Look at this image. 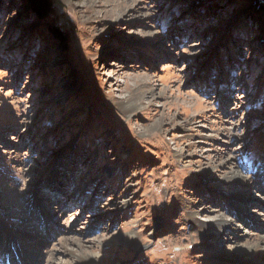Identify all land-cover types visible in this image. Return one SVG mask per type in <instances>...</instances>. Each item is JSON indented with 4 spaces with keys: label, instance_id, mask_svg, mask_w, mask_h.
Returning <instances> with one entry per match:
<instances>
[{
    "label": "rangeland",
    "instance_id": "rangeland-1",
    "mask_svg": "<svg viewBox=\"0 0 264 264\" xmlns=\"http://www.w3.org/2000/svg\"><path fill=\"white\" fill-rule=\"evenodd\" d=\"M20 229L35 264H264V0H0V264Z\"/></svg>",
    "mask_w": 264,
    "mask_h": 264
},
{
    "label": "bare ground",
    "instance_id": "bare-ground-1",
    "mask_svg": "<svg viewBox=\"0 0 264 264\" xmlns=\"http://www.w3.org/2000/svg\"><path fill=\"white\" fill-rule=\"evenodd\" d=\"M124 105H127V104H124ZM195 106H196V104H195ZM184 131H185V129H183V132ZM185 136L186 135L183 133L180 135L181 138H185ZM223 179L225 181L224 183H232L234 185H241V184H245L247 182V178L244 175H242L240 172H238L236 167H233V164H231V162L229 163V167H228L227 171L223 175ZM237 193H238V191H233V193L230 194V197L234 199V195H237ZM241 195H243V193H241ZM237 205H238L237 202L234 200L233 206L236 207ZM5 206L9 207V209H10L14 205H11V204L9 205V203H6L3 205V207H5ZM32 208L34 209L35 207H32ZM35 212H39V211H37L35 209ZM239 212L241 213V217L243 218L244 215H243V212L241 211L240 208H238L237 215L239 214ZM189 214H190V218L197 221V217H195L194 212L192 213V211H191V213H189ZM199 220H201V219H198V221ZM199 228H200V231L203 233V237H204V242L202 244V247L205 248V250H210L211 252L218 251V248L216 249V247H215V243L217 242L218 237L220 236V234L224 230L229 231V235H228L229 237L232 236V232H233L231 229V223H229L228 220L223 219V217H221V215L218 218H216L213 222L208 223V224H202V226ZM19 232L22 234L23 238H26L28 243L25 245L18 243L22 249L21 253H23V254H21V257L23 260L20 261V263H18V264H35L36 262H42V259L44 260L46 255L44 254L43 251L38 252L41 250V247H43V245H44V241L38 240V238H37L39 233H37V231H35L33 229H27V230L20 229ZM232 239H233V237H232ZM29 241L32 243V245L35 243V245H36L35 251L33 248L30 249L31 245H29L30 244ZM1 244H3V243H1ZM8 244L9 243L7 241L4 243V245H8ZM259 244H260V246H259ZM236 254H238V255L240 254L241 258L245 259L246 262H249L250 260L255 259V258L256 259H264V243L263 242L262 243H256V245H254L253 247H248V248L238 250L236 252ZM77 258L81 261L82 264H86L87 262L93 261L91 256H86V255H80Z\"/></svg>",
    "mask_w": 264,
    "mask_h": 264
},
{
    "label": "trees",
    "instance_id": "trees-1",
    "mask_svg": "<svg viewBox=\"0 0 264 264\" xmlns=\"http://www.w3.org/2000/svg\"><path fill=\"white\" fill-rule=\"evenodd\" d=\"M34 10L41 16L47 14L51 7V0H29Z\"/></svg>",
    "mask_w": 264,
    "mask_h": 264
}]
</instances>
